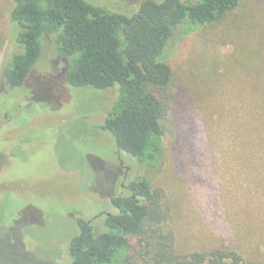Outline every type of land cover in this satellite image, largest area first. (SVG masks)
I'll list each match as a JSON object with an SVG mask.
<instances>
[{
	"label": "rangeland",
	"instance_id": "1",
	"mask_svg": "<svg viewBox=\"0 0 264 264\" xmlns=\"http://www.w3.org/2000/svg\"><path fill=\"white\" fill-rule=\"evenodd\" d=\"M86 1L128 16L143 2ZM258 1L245 2L239 11L251 10ZM10 5V0H0L3 46L13 42L5 17ZM243 23L246 29L258 27L257 38L264 41V20L261 27L257 21ZM203 36L191 33L169 44L165 56L179 74L209 52H219L221 58L234 52L231 44L206 45ZM258 46L252 40V51ZM261 49L259 54L248 51L240 66L227 68L220 85L212 84L213 93L193 105H198L193 118L202 142L197 164L183 169L188 168L182 175L183 200L175 207L181 251L199 250L212 239L227 243V238L236 239L240 251H264V140L254 148L248 145L258 134L264 139ZM68 63L57 49L43 50L24 88L0 89V264H69L78 219L102 224L103 215L115 211L112 198L124 194L127 184L143 173L134 157H118L112 136L100 128L116 92L69 86ZM169 166L158 183H167V198L176 204V178L182 170L175 159ZM171 182L175 185L170 189Z\"/></svg>",
	"mask_w": 264,
	"mask_h": 264
},
{
	"label": "trees",
	"instance_id": "2",
	"mask_svg": "<svg viewBox=\"0 0 264 264\" xmlns=\"http://www.w3.org/2000/svg\"><path fill=\"white\" fill-rule=\"evenodd\" d=\"M10 1L5 17L13 42L0 44V89L24 88L43 50L57 49L69 59V86L116 92L100 128L112 136L116 151L134 157L143 169L124 194L112 198L115 211L103 215L102 224L78 219L69 264H264V251H240L235 238L181 251L174 224L186 184L182 175L188 168L183 169L197 164L202 142L193 105L203 103L212 84L220 85L227 68L240 66L248 51L260 53V29H246L243 22L261 27L264 0L243 11L239 8L251 0H143L130 16L86 0ZM191 33H203L212 47L231 44L234 52L226 58L209 52L179 74L165 52L173 40ZM252 40L259 45L255 51ZM258 135L248 140L252 148L264 140ZM171 159L182 170L176 204L167 198V183H158Z\"/></svg>",
	"mask_w": 264,
	"mask_h": 264
},
{
	"label": "flooded vegetation",
	"instance_id": "3",
	"mask_svg": "<svg viewBox=\"0 0 264 264\" xmlns=\"http://www.w3.org/2000/svg\"><path fill=\"white\" fill-rule=\"evenodd\" d=\"M117 154H118V157L120 156V151H117ZM120 158V157H119ZM121 164H122V161H121ZM126 170L128 171L129 170V167L126 168ZM126 175H127V172H126ZM125 175V176H126ZM125 186L124 184H122V187Z\"/></svg>",
	"mask_w": 264,
	"mask_h": 264
}]
</instances>
